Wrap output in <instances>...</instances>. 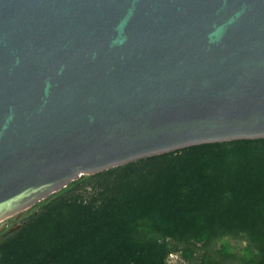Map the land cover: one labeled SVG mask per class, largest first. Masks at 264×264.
<instances>
[{"label": "water", "instance_id": "water-1", "mask_svg": "<svg viewBox=\"0 0 264 264\" xmlns=\"http://www.w3.org/2000/svg\"><path fill=\"white\" fill-rule=\"evenodd\" d=\"M259 139L264 0H0V224L81 176Z\"/></svg>", "mask_w": 264, "mask_h": 264}, {"label": "trees", "instance_id": "trees-1", "mask_svg": "<svg viewBox=\"0 0 264 264\" xmlns=\"http://www.w3.org/2000/svg\"><path fill=\"white\" fill-rule=\"evenodd\" d=\"M264 264V139L81 176L0 231V264Z\"/></svg>", "mask_w": 264, "mask_h": 264}, {"label": "rangeland", "instance_id": "rangeland-1", "mask_svg": "<svg viewBox=\"0 0 264 264\" xmlns=\"http://www.w3.org/2000/svg\"><path fill=\"white\" fill-rule=\"evenodd\" d=\"M6 221H7V220H5L4 222H2L0 225H3L4 223L6 224ZM173 262L176 263V260L174 259ZM176 264H177V263H176Z\"/></svg>", "mask_w": 264, "mask_h": 264}]
</instances>
